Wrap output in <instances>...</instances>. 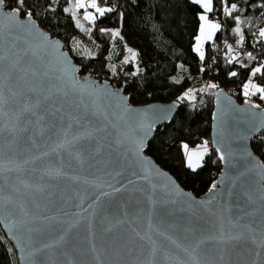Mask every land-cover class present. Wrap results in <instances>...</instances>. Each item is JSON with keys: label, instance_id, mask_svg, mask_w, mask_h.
<instances>
[{"label": "water", "instance_id": "water-1", "mask_svg": "<svg viewBox=\"0 0 264 264\" xmlns=\"http://www.w3.org/2000/svg\"><path fill=\"white\" fill-rule=\"evenodd\" d=\"M9 11L0 8V227L18 264H264V164L251 146L263 105L216 90L221 168L197 196L147 153L178 102L131 103L33 16Z\"/></svg>", "mask_w": 264, "mask_h": 264}, {"label": "trees", "instance_id": "trees-1", "mask_svg": "<svg viewBox=\"0 0 264 264\" xmlns=\"http://www.w3.org/2000/svg\"><path fill=\"white\" fill-rule=\"evenodd\" d=\"M69 2L58 0L52 6L51 0H25L21 14L25 15L30 10L42 27L54 29L55 35L66 43L80 32L84 33L96 46L95 54L74 55L67 50L69 54L84 72L109 80L115 87L121 86L120 80L125 79L123 86L131 103L178 102L175 118L156 129L147 153L175 176L183 188L197 196L204 194L216 178L212 172H219L221 168L214 148L209 147L201 167L193 170L186 166L183 172L172 154L180 151L184 143L193 145L202 142L203 136L210 135L213 99L219 87L227 89L239 102L247 99L264 106L259 94L251 97L243 94V85L249 80L251 70L256 65H264V38L259 37V30L264 26V0H227L229 6L233 3L238 6L232 17L224 15L221 0H213L214 10L208 15L221 24V29L212 41L205 44L203 60L193 50L200 24L198 14L202 9L191 0H104V7H112L114 11L105 13L103 17L96 14L98 19L95 25L84 28H91L90 33L77 28L71 13L64 12ZM13 7L18 5L13 3ZM236 16L242 21L243 44L257 49L263 60L235 55L237 58L229 63L231 55L226 54L216 64L211 63L213 56L222 54L228 41L238 44L239 37L232 31L236 27ZM222 21L226 24L223 25ZM100 29L108 31L101 32ZM114 30L120 32L128 47L137 51V68L128 64L124 69L116 68L115 73L110 75L107 65L113 47ZM231 72L237 75L231 76ZM253 80L264 86V71L253 77ZM210 84L217 87L209 88ZM189 90L193 98L179 99ZM251 146L264 164V132L252 139ZM0 264H18L14 247L1 227Z\"/></svg>", "mask_w": 264, "mask_h": 264}, {"label": "snow or ice", "instance_id": "snow-or-ice-1", "mask_svg": "<svg viewBox=\"0 0 264 264\" xmlns=\"http://www.w3.org/2000/svg\"><path fill=\"white\" fill-rule=\"evenodd\" d=\"M53 3L57 2V0H52ZM193 4L199 5L202 9V12L198 14V19L200 21L198 32L199 34L195 37L196 43L194 46V50L199 54L200 59H204V44L206 41H212L216 32L221 29V24L219 22L213 21L209 19V13L213 12V0H191ZM223 6V13L226 17H232L233 12L237 10L236 4H231L230 6L227 4V0H221ZM13 3L18 5V7H13ZM25 5V0H0V8L7 7L10 11L6 13L7 15L11 17H18L21 9ZM94 9V12L88 11V9ZM80 9H84L83 12V19L85 21L90 22L91 24L95 25L96 20L99 17H103L105 13L114 11V8L112 7H101L99 6L97 0H75L74 4L70 3L69 7H65L63 10L66 13H71L72 18L75 20V24L77 28H80L82 30H85L87 32H91V28L84 29L83 24L79 19H77V11ZM55 11V9H52ZM121 19H123V13L120 14ZM25 16L27 17V21L29 23H32V16L33 13L29 10L25 12ZM236 27L233 28V32L239 37V40L237 41L238 44L242 45L244 43V34L241 30V18L239 16L234 17ZM35 27V25H33ZM101 32L108 31L107 29H100ZM42 36H44L45 40H48L49 37H47L44 33H41ZM113 38L120 36V32L118 30L112 32ZM259 37L264 38V28H261L259 30ZM52 43L55 44L56 47H60L58 41H52ZM229 52H232L231 45H228ZM127 51L130 53V56L128 58H125L123 63L127 64L129 62V59L135 60L137 57V53L131 49L128 48ZM91 55V53H89ZM247 56L249 59H255V57L252 56V53H247ZM237 57L231 56L229 59V63H231L233 60H235ZM66 64L70 66V70L73 73V79H75L74 73L79 71V69L75 68L74 66L70 65V61L66 60ZM244 67H247L244 65ZM113 73H115L116 69L113 66L112 67ZM264 71V65H261L259 67H255L251 70L250 76L255 77L258 73H261ZM136 73H133L135 75ZM231 76H236V72H231ZM179 83V81H176ZM209 88H215L217 87L215 84L208 85ZM243 94L245 97H251L253 95L259 94L260 99L264 100V86H260L252 81V79H249L246 83L243 85ZM185 97L187 98H193L192 91L189 90L188 92L184 93L183 96H181L179 99L183 100ZM248 102L247 100L245 101ZM253 107H259V105H253ZM264 127V125H262ZM145 136H147V132L145 133ZM146 146L145 140H141L139 142V151H143V148ZM185 157H186V165L188 168L195 170L198 167H201L203 158L206 154H208V142L205 141L203 145L198 146V148L195 151H190L188 148V145H183ZM219 151V149H217ZM249 155H251V152H249ZM220 159H224L223 155L220 156ZM215 188V185L212 186Z\"/></svg>", "mask_w": 264, "mask_h": 264}, {"label": "rangeland", "instance_id": "rangeland-1", "mask_svg": "<svg viewBox=\"0 0 264 264\" xmlns=\"http://www.w3.org/2000/svg\"><path fill=\"white\" fill-rule=\"evenodd\" d=\"M51 2H52V0H51ZM55 4H56V2L55 3L52 2L51 5L54 6ZM77 19H79L81 21V23L83 24L84 28H88V27L91 26L90 22L85 21L78 14H77ZM213 21H215V20H213ZM262 28H264V26ZM114 31H116V30H114ZM198 34H199V32H198ZM62 42H63L64 48L66 50H69L74 55L93 56L95 54V47L96 46L82 32H80L75 37H73V39L70 40L68 43H66V41H63V40H62ZM207 42H209V41H206L205 44ZM195 43H196V40H195ZM195 43H194V46H195ZM205 44H204V47H205ZM112 46H113L112 47V51L110 53L109 62H108V65H107L108 72H109L110 75L114 74L113 71H112V67L113 66L115 67V69L116 68H123L124 69L128 64H131L134 68H137V62H136L137 57H136L135 60L129 59V62L127 64L123 63L125 58H128L130 56V53L127 51V49L131 48V47H128L125 44V42L122 39L121 35L114 38ZM194 46H193V50H194ZM204 47H203V50H204ZM131 49H133V48H131ZM133 50L137 53V51L135 49H133ZM194 52L199 56V54L195 50H194ZM89 53H91V55H89ZM231 53L229 52V49H228L227 50V54H231ZM255 67H259V65H256ZM249 79H252V81L254 83L260 85V83H257V82H255L253 80V77L250 76ZM121 86H123V85H121ZM185 144H187V143H184L183 145H185ZM203 144H204V141L195 143L193 145H190V144H187V145H188V148H189L190 151H195L198 148V146H201ZM183 145H182V148H181L180 151H176V153L173 154L174 158H177V160H178L177 162H178V165H179V168H180L181 172H183L185 167L187 166L186 165V157H185ZM209 147L210 146L208 145V150H209Z\"/></svg>", "mask_w": 264, "mask_h": 264}, {"label": "built area", "instance_id": "built-area-1", "mask_svg": "<svg viewBox=\"0 0 264 264\" xmlns=\"http://www.w3.org/2000/svg\"><path fill=\"white\" fill-rule=\"evenodd\" d=\"M97 2H98V4H99V6H101V7H104V0H97ZM210 20H212V18L210 17L209 18ZM222 23H223V25H225L226 23H225V21H222ZM44 30H46L51 36H55V37H58V36H56L55 34H56V32H55V30L54 29H52V28H50V27H42ZM59 38V37H58ZM61 39V38H60ZM228 45H231V47H232V53L231 54H227V50H228ZM252 53V56L253 57H258V58H260V59H262L263 60V58H262V56L260 55V53H259V51L257 50V49H252V48H249V47H247L245 44H242V45H240V44H236V43H234L233 41H228L227 42V44L225 45V47H224V51L222 52V54L221 55H219V56H213L212 58H211V63H213V64H216L220 59H221V57L223 56V55H231V56H234V55H236V56H240V55H244V56H247V53ZM248 57V56H247ZM205 82H207V80H204ZM120 82H121V84L122 85H124L125 84V79H121L120 80ZM204 142L205 141H207L208 142V145L209 146H211L212 145V140H211V137H210V135H208V136H203L202 138H201ZM218 173L219 172H215V171H213L212 172V175L214 176V177H217L218 176Z\"/></svg>", "mask_w": 264, "mask_h": 264}, {"label": "crops", "instance_id": "crops-1", "mask_svg": "<svg viewBox=\"0 0 264 264\" xmlns=\"http://www.w3.org/2000/svg\"><path fill=\"white\" fill-rule=\"evenodd\" d=\"M74 2H75V0H70L68 7L70 6V3H71V4H74ZM88 11H90V12H94V9L89 8ZM83 12H84V9H80V10L77 11V14L80 15L81 18H83ZM174 153H176V152H174ZM174 153H173V154H174ZM173 154H172V157H173V159L175 160V162L177 163V166H178V168H179V165H178V162H177L178 160H177V158H174ZM179 169H180V168H179Z\"/></svg>", "mask_w": 264, "mask_h": 264}]
</instances>
